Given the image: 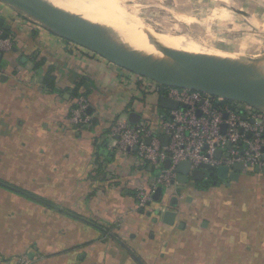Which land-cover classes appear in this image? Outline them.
<instances>
[{"label":"crops","instance_id":"1","mask_svg":"<svg viewBox=\"0 0 264 264\" xmlns=\"http://www.w3.org/2000/svg\"><path fill=\"white\" fill-rule=\"evenodd\" d=\"M0 17V31L13 38L0 51V181L36 198L0 185V264H264V185L249 188L264 172L241 174L244 190L219 189L208 200L207 191L178 185L153 212L135 209L136 185L156 171L116 153L109 125L146 108L162 137L168 110L121 80L124 69L2 2ZM80 96L88 127L68 122ZM160 205L177 213L172 225Z\"/></svg>","mask_w":264,"mask_h":264},{"label":"built area","instance_id":"2","mask_svg":"<svg viewBox=\"0 0 264 264\" xmlns=\"http://www.w3.org/2000/svg\"><path fill=\"white\" fill-rule=\"evenodd\" d=\"M12 46L13 38L3 37L0 31V51L9 52ZM124 71L121 80L132 83L134 87L138 84L140 91L151 92L157 98L164 95L180 104L177 109L168 110L160 123L162 134L167 137L166 145L152 129L146 108L136 122H131L128 113L124 112L112 119L109 125L110 146L116 153L127 159L133 157L138 165H150L156 171L152 177L136 185L135 209L153 212L156 189L162 187L163 192L169 194L178 186L176 165L180 161H189L192 168L205 163L214 168L226 166L229 171L240 163L243 170L252 171L257 167L262 172L263 112L240 102L160 85ZM87 109V100L80 96L68 116L71 126L88 127L91 124L92 117ZM167 159L170 163L165 167ZM157 209L166 210V206L160 205Z\"/></svg>","mask_w":264,"mask_h":264},{"label":"water","instance_id":"3","mask_svg":"<svg viewBox=\"0 0 264 264\" xmlns=\"http://www.w3.org/2000/svg\"><path fill=\"white\" fill-rule=\"evenodd\" d=\"M0 2L10 6L28 18H31L38 25L42 26L45 30L57 37L82 47L130 73L141 76L160 85L198 91L210 96L220 97L234 102H241L264 113V89L257 87L247 79L246 67L242 70L235 69L232 66L227 68L216 67V71L213 73L199 67H194L190 64H185L188 69H183L177 63V58H180L182 54H175V50L171 48L163 47V49L166 50L165 54L171 57L170 60L146 57L117 42L109 47L100 38L89 32L85 27L86 23L77 15L71 16L66 10L58 7L41 6L28 0H0ZM3 20L4 18L0 17V24L3 23ZM5 36L6 33L3 34V37ZM1 56L2 53L0 52V59ZM251 62L254 63L255 60L250 59L248 63L250 64ZM211 67L212 65H209L208 68ZM190 70L201 75L202 78L194 80L190 74ZM225 87H232L240 90L248 101L225 97L224 94L217 92L219 89ZM158 104L160 107L167 110L177 109L180 105L178 101L164 95H161L158 98ZM138 119V114H129V120L131 122H136ZM161 141L166 145L167 137L162 136ZM169 163L170 160L167 159L164 166L167 167ZM242 170L243 168L240 163L235 164L232 167V170L229 171V168L226 166L214 168L205 163L199 164L197 168H192L189 161H180L176 165V182L181 186L189 185V182L194 184L195 181H202L206 176V171H208L211 176L215 175L218 178L226 179V185H229L231 182H237L240 179ZM258 171L259 169L255 167L254 172ZM262 172H264V167L262 168ZM0 185L36 199L34 196L3 181H0ZM162 194V187H158L154 193V199L158 200ZM187 200H190L189 196L187 197ZM177 205L178 196H173L170 199L169 206L176 207ZM176 215L177 213L174 210L166 209L163 212L162 221L166 224L172 225L175 221ZM82 220L95 227L101 228L91 221L85 219ZM109 235L122 243L117 237L112 234Z\"/></svg>","mask_w":264,"mask_h":264},{"label":"rangeland","instance_id":"4","mask_svg":"<svg viewBox=\"0 0 264 264\" xmlns=\"http://www.w3.org/2000/svg\"><path fill=\"white\" fill-rule=\"evenodd\" d=\"M124 4L127 10L135 12L138 25L134 26L123 20L113 22L110 18H102L101 20L108 22L107 24L111 29L120 32L125 38L129 37L127 40L131 39L130 42H137L138 45L146 44L139 35L141 30H145L147 36L149 34V40L152 38L151 32L160 33L163 31L165 35L170 36L169 38L166 37V44L181 54L184 46L189 48L187 53L194 55L197 53L196 56H199L200 53L204 56V53L213 50L234 52L242 57L264 54V0H226L224 2L220 0H125ZM69 14L74 16L73 13L69 12ZM135 29H140V32L135 31ZM117 43L141 54L138 45L122 43L119 39H117ZM189 50L190 52H188ZM189 59L196 61L192 57ZM147 80L146 82L149 83L150 80ZM250 82L262 88L259 81ZM136 85L139 89L140 85L139 87L138 84ZM142 92L146 99L156 96L151 92ZM226 101L232 102V100ZM161 111L162 114H166L164 109ZM248 173L254 172L250 170L241 171V174ZM224 181L226 179L218 178L215 175L211 176L206 171V176L201 181L203 186H199V189L203 188L202 190L207 191L204 197L207 195L209 200L211 194L215 195L218 192L217 185L224 183ZM188 184L190 188L198 189L193 183L189 182ZM263 185L264 182L260 184L255 182L251 183L249 188L254 191L263 190ZM240 188L244 190L247 186L241 184ZM208 191L212 192L209 193ZM220 195L217 194V196ZM221 199L220 196V201ZM22 259L25 261L26 257Z\"/></svg>","mask_w":264,"mask_h":264},{"label":"bare ground","instance_id":"5","mask_svg":"<svg viewBox=\"0 0 264 264\" xmlns=\"http://www.w3.org/2000/svg\"><path fill=\"white\" fill-rule=\"evenodd\" d=\"M28 1L34 2L36 4L45 7H58L60 9L73 13L74 15H77L83 22L86 23L85 25L86 29L89 32H91L93 35L100 38L109 47H111L112 44L117 42V39L122 41V43H131V45L133 43L130 42L131 39L127 40L129 37L125 38V36L120 34V32H116V30L113 28L111 29V27H109V25L107 24L108 22L106 23V21L101 20L102 18L105 19L110 18L113 22L117 20L119 21L123 20L128 24H133L134 26L138 25L136 23L137 16L135 12L127 10L126 5L124 4L125 0H28ZM134 26L132 27L134 28ZM136 29L135 31L140 32V29L138 30ZM164 32L166 31L164 30ZM139 35L143 38V41L146 44L142 43L138 45L139 43L134 42L133 46L138 45V48L140 47L141 55H144L146 57L148 56L154 59L170 60L171 57L167 56V54H165L166 50L163 49V47L173 49L172 47H169L166 44L167 41L166 37L169 38L170 36L165 35L163 31H161L160 33L151 32L150 36L152 38L149 40L148 39L149 34L147 36L145 30H141ZM186 47L187 46L183 47L182 56L180 58H177L178 65L183 69H188L185 64H190L194 67H199L213 73L216 71L215 70L216 67L227 68L232 66L235 69H241V70L246 67L247 79L249 81H255V80L259 81L260 84L262 85V88L264 89V54L260 56L257 55V56L242 57L240 54L234 52H229L225 50H213L208 53H204V56L201 53L199 56H196L197 53L195 55L187 53V49L189 48ZM153 48H155V50H153ZM174 52L175 54L179 53L176 50ZM188 52H190V50ZM189 57H192L196 61H192L191 59H189ZM250 59H254L255 62L254 63L251 62L249 64L248 62ZM209 65H212V67L208 68ZM190 74L194 80L202 78L201 75L191 70H190ZM217 92L220 94L221 93L224 94L225 97L248 101L245 95L236 88L225 87L219 89Z\"/></svg>","mask_w":264,"mask_h":264},{"label":"trees","instance_id":"6","mask_svg":"<svg viewBox=\"0 0 264 264\" xmlns=\"http://www.w3.org/2000/svg\"><path fill=\"white\" fill-rule=\"evenodd\" d=\"M76 102V101H75ZM74 102V104H75ZM73 104V106H74ZM93 121V120H92ZM140 167H142V169H144L145 167H147L146 165H140ZM249 175H247V177H250L252 174H255V173H248ZM244 176V175H243ZM246 176V175H245ZM194 185L196 186V188L199 189V186H203V183H201V181H195ZM239 186L240 185V181H237V182H231L229 186H227L225 183H220L217 185V187L219 189L223 188L224 190H233L234 188H236V186ZM203 189V188H202ZM201 189V190H202ZM203 191H206V190H203Z\"/></svg>","mask_w":264,"mask_h":264},{"label":"flooded vegetation","instance_id":"7","mask_svg":"<svg viewBox=\"0 0 264 264\" xmlns=\"http://www.w3.org/2000/svg\"><path fill=\"white\" fill-rule=\"evenodd\" d=\"M225 183V182H224Z\"/></svg>","mask_w":264,"mask_h":264}]
</instances>
